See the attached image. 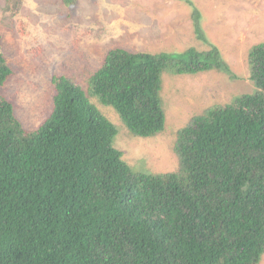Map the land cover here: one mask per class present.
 <instances>
[{
  "label": "trees",
  "instance_id": "1",
  "mask_svg": "<svg viewBox=\"0 0 264 264\" xmlns=\"http://www.w3.org/2000/svg\"><path fill=\"white\" fill-rule=\"evenodd\" d=\"M193 21L207 42L196 7ZM249 64L254 91L178 130L179 167L165 174L133 171L98 105L114 109L132 136L155 137L166 126L165 74H231L216 46L112 49L87 91L52 78L53 111L34 129L0 92V264H260L264 43ZM12 76L0 42V90Z\"/></svg>",
  "mask_w": 264,
  "mask_h": 264
},
{
  "label": "rangeland",
  "instance_id": "2",
  "mask_svg": "<svg viewBox=\"0 0 264 264\" xmlns=\"http://www.w3.org/2000/svg\"><path fill=\"white\" fill-rule=\"evenodd\" d=\"M194 7L207 42L195 31ZM0 42L13 71L0 92L27 129L52 113L54 76H66L87 91L112 49L156 54L218 47L233 76L219 71L165 74L161 97L166 126L155 137L132 136L114 109L98 105L117 127L115 147L133 171L165 174L179 167L174 152L178 130L206 109L254 91L249 55L264 43V0H74L73 5L0 0Z\"/></svg>",
  "mask_w": 264,
  "mask_h": 264
}]
</instances>
